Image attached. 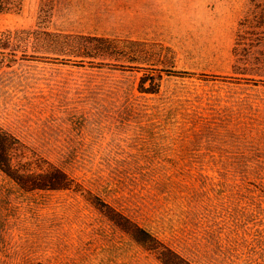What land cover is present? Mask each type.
<instances>
[{
	"label": "rangeland",
	"instance_id": "rangeland-1",
	"mask_svg": "<svg viewBox=\"0 0 264 264\" xmlns=\"http://www.w3.org/2000/svg\"><path fill=\"white\" fill-rule=\"evenodd\" d=\"M4 1L0 131L74 185L0 170V264H163L112 210L193 264H264V0Z\"/></svg>",
	"mask_w": 264,
	"mask_h": 264
},
{
	"label": "trees",
	"instance_id": "trees-1",
	"mask_svg": "<svg viewBox=\"0 0 264 264\" xmlns=\"http://www.w3.org/2000/svg\"><path fill=\"white\" fill-rule=\"evenodd\" d=\"M10 9H13V6H9L4 0H0V12H5ZM19 9L21 8L17 7L13 10L17 11ZM12 38L13 35L11 30L0 31V41H12ZM99 40L108 41L109 43L114 42L113 39L109 38H100ZM94 49V53L97 55H110L112 53L110 51H115L116 47L100 43L97 44ZM79 54L87 56L91 55V52L85 51L79 52ZM16 144V140H11L3 131H0V170L16 182L22 189H69L73 187V180L68 174L55 166L44 170L40 164H38L37 167L43 169L42 171H33L29 167H20V164L19 166H15L12 152ZM105 213L114 223L141 242L147 249L155 251L158 259L163 264H193L171 248L151 237L147 232L119 213L113 212V210Z\"/></svg>",
	"mask_w": 264,
	"mask_h": 264
}]
</instances>
